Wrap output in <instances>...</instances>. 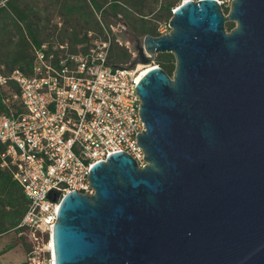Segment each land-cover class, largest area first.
<instances>
[{
  "label": "water",
  "instance_id": "obj_1",
  "mask_svg": "<svg viewBox=\"0 0 264 264\" xmlns=\"http://www.w3.org/2000/svg\"><path fill=\"white\" fill-rule=\"evenodd\" d=\"M170 30L129 39L130 67L172 53L136 89L146 164L96 163L67 193L56 264H264V0H185ZM227 23H232L229 30ZM121 28V26H120Z\"/></svg>",
  "mask_w": 264,
  "mask_h": 264
},
{
  "label": "built area",
  "instance_id": "obj_2",
  "mask_svg": "<svg viewBox=\"0 0 264 264\" xmlns=\"http://www.w3.org/2000/svg\"><path fill=\"white\" fill-rule=\"evenodd\" d=\"M232 1L217 0L225 13ZM55 23L63 26L62 20ZM169 30L170 23L161 22L157 35ZM112 49L106 28L86 47L75 48L56 33L34 46L32 72L0 66L8 110L0 113V166L28 201L16 229L33 245L31 264H56L53 230L60 203L74 190L94 193L89 174L96 163L125 151L146 164L137 139L145 123L136 86L145 70L160 65L116 64Z\"/></svg>",
  "mask_w": 264,
  "mask_h": 264
},
{
  "label": "rangeland",
  "instance_id": "obj_3",
  "mask_svg": "<svg viewBox=\"0 0 264 264\" xmlns=\"http://www.w3.org/2000/svg\"><path fill=\"white\" fill-rule=\"evenodd\" d=\"M183 1L172 0L175 6L172 9V13ZM6 2L7 0H0V7L4 6ZM96 2L102 5V8H94V3L90 0H18L21 10H30L26 13V18L34 24H37L38 27L48 21L56 22L57 20H64L66 27L71 29V33L78 31L80 38H83L86 34L89 38L88 44L95 37H104L106 28L112 34L113 38L111 60L113 63L118 62V64H131L135 56L131 48L130 40L123 41L115 32H122L120 26H123L124 22L128 21L133 25L132 18L144 20L145 22H143L146 23V27L153 33H157L158 25L161 22H169L172 17V15L171 17H167L162 10L167 0H135L131 7L128 8L143 12V15H141L143 19L133 14L131 20H128L123 12L118 13L117 16L112 15V10L110 9L112 0H96ZM64 3L81 7L82 14H79V12H75L74 14L67 13L63 5ZM106 11L108 12L106 13ZM15 16L20 18L17 14ZM4 17V14L1 15L0 20L2 21ZM4 28L5 23L0 22V62L7 64L8 59L4 55L8 54L10 49L9 44L17 40V35L15 31ZM90 33L91 37L89 36ZM138 33L141 38L145 36L141 31ZM41 37L43 36L39 34V38ZM126 46L129 47L128 56L117 58L116 55L121 54L122 47L126 48ZM7 173L0 166V264H31L30 257L32 256L31 251L33 245L20 230L16 229V226L10 220L15 212L21 211V207L18 206L13 209L7 205L9 196L4 188V181L6 182L4 178ZM18 201L23 202V198L19 197Z\"/></svg>",
  "mask_w": 264,
  "mask_h": 264
},
{
  "label": "trees",
  "instance_id": "obj_4",
  "mask_svg": "<svg viewBox=\"0 0 264 264\" xmlns=\"http://www.w3.org/2000/svg\"><path fill=\"white\" fill-rule=\"evenodd\" d=\"M94 3V8H102V5L98 4L96 0H90ZM135 0H112L110 9L112 10V15L117 16L118 13L123 12L124 15L128 20H131L133 14L140 16L143 15V12L136 11L135 9H129L132 3ZM64 8H66L67 13L74 14L75 12L81 13V7L77 5H71L68 3H64ZM174 3L172 0H167L166 4L162 7L163 12L167 17H171L172 9L174 8ZM128 9V11H126ZM125 10V11H124ZM29 9L21 10L19 8L18 0H7L4 6L0 7V16L4 14V19L0 22L5 23L4 29H10L15 31L17 35V40L10 42V49L8 54L4 55L8 59L7 64L0 62V66H3L6 71H11L14 68H21L24 72L30 73L32 72L33 62H34V55H33V48L34 46H39L42 42L49 39L54 34H58L60 39H68L72 42L74 47L76 48L78 45L82 47H86L91 43L89 38L86 36L80 38L78 35V31L71 33V29L67 28L65 25L64 20L63 26L59 29L55 22H45L42 26L38 27L37 24H34L30 20L26 18V13L29 12ZM108 11H106L107 13ZM10 14V15H9ZM19 15L18 18L15 15ZM143 19V18H142ZM134 24L128 23L131 27H133L138 32H142L143 34H153L157 35V33H153L150 29L146 27V23L144 20H140L137 18H132ZM144 21V22H143ZM39 30H38V28ZM227 27L230 30L233 27L232 23H227ZM39 34H41V38H39ZM43 34V35H42ZM128 56V52H124L122 50L121 54L116 55L117 58H124ZM166 72L170 75L173 74L175 69L176 60L172 53H159L156 55L155 60ZM118 64V62H115ZM8 110L6 106L2 103V96L0 93V113H7ZM3 149V145L0 142V150ZM7 171V170H6ZM7 175L5 176L4 180V188L8 192V202L7 205L11 206L13 209L20 206L21 211L11 216L10 220L14 226H17L18 223L21 221L23 215L26 212L27 208V198L23 194L21 186L12 179V176L9 171H7ZM19 197L23 198V202H19Z\"/></svg>",
  "mask_w": 264,
  "mask_h": 264
},
{
  "label": "flooded vegetation",
  "instance_id": "obj_5",
  "mask_svg": "<svg viewBox=\"0 0 264 264\" xmlns=\"http://www.w3.org/2000/svg\"><path fill=\"white\" fill-rule=\"evenodd\" d=\"M121 29H123V31L127 34V35H135L137 38H141L138 31L135 30L133 27H131L128 23L124 22L123 26H121ZM117 35V34H116ZM127 40V39H126ZM129 40V39H128ZM131 44V41H130ZM129 47L126 46V48L122 47V50L125 52H129Z\"/></svg>",
  "mask_w": 264,
  "mask_h": 264
},
{
  "label": "bare ground",
  "instance_id": "obj_6",
  "mask_svg": "<svg viewBox=\"0 0 264 264\" xmlns=\"http://www.w3.org/2000/svg\"><path fill=\"white\" fill-rule=\"evenodd\" d=\"M147 70L144 71V73L146 72Z\"/></svg>",
  "mask_w": 264,
  "mask_h": 264
}]
</instances>
